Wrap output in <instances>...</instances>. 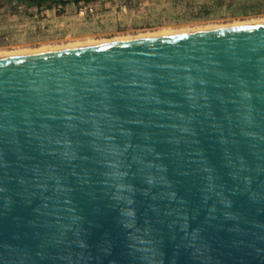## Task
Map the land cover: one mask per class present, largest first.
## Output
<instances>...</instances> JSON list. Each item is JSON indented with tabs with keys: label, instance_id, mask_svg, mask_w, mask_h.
Here are the masks:
<instances>
[{
	"label": "water",
	"instance_id": "obj_1",
	"mask_svg": "<svg viewBox=\"0 0 264 264\" xmlns=\"http://www.w3.org/2000/svg\"><path fill=\"white\" fill-rule=\"evenodd\" d=\"M0 264H264V24L0 58Z\"/></svg>",
	"mask_w": 264,
	"mask_h": 264
},
{
	"label": "rangeland",
	"instance_id": "obj_2",
	"mask_svg": "<svg viewBox=\"0 0 264 264\" xmlns=\"http://www.w3.org/2000/svg\"><path fill=\"white\" fill-rule=\"evenodd\" d=\"M39 7L0 0V51L55 49L148 31L264 20V0H65Z\"/></svg>",
	"mask_w": 264,
	"mask_h": 264
},
{
	"label": "bare ground",
	"instance_id": "obj_3",
	"mask_svg": "<svg viewBox=\"0 0 264 264\" xmlns=\"http://www.w3.org/2000/svg\"><path fill=\"white\" fill-rule=\"evenodd\" d=\"M258 24H264V20L239 22V23H231V24H223V25H211V26H205L204 28H196V29L180 31V32H173V31H167V30L148 31V32H143V33H137L135 35L134 34L133 35L132 34L119 35L112 39H103L99 41H92L90 43L88 42V44H85V45L78 44V45H72L68 47H60V48H55V49L50 48V49H41V50L40 49L38 50H19V51H12V52L0 51V58L24 56V55L39 54V53H49V52H56V51L67 50V49H76V48L115 43V42L167 38V37H172L176 35L210 32L213 30H221V29H227V28H232V27L250 26V25H258Z\"/></svg>",
	"mask_w": 264,
	"mask_h": 264
},
{
	"label": "trees",
	"instance_id": "obj_4",
	"mask_svg": "<svg viewBox=\"0 0 264 264\" xmlns=\"http://www.w3.org/2000/svg\"><path fill=\"white\" fill-rule=\"evenodd\" d=\"M10 1L27 2L30 4L37 5L39 7H41L44 4L49 3V2H55L57 4H60V3L66 4L65 0H10ZM69 1H73L76 3V2H80V1H82V2H94L95 0H69Z\"/></svg>",
	"mask_w": 264,
	"mask_h": 264
},
{
	"label": "built area",
	"instance_id": "obj_5",
	"mask_svg": "<svg viewBox=\"0 0 264 264\" xmlns=\"http://www.w3.org/2000/svg\"><path fill=\"white\" fill-rule=\"evenodd\" d=\"M83 4H86V7L80 9V15H83L87 10L92 12L93 11V4L94 2H83Z\"/></svg>",
	"mask_w": 264,
	"mask_h": 264
}]
</instances>
